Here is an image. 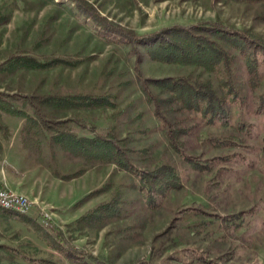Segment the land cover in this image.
Masks as SVG:
<instances>
[{"label":"rangeland","instance_id":"rangeland-1","mask_svg":"<svg viewBox=\"0 0 264 264\" xmlns=\"http://www.w3.org/2000/svg\"><path fill=\"white\" fill-rule=\"evenodd\" d=\"M85 1L106 22L136 34L221 24L248 32L262 49L233 53L227 78L160 63L142 48L114 42L119 38L71 0H0V186L34 202L26 215L0 210V264H72L49 228L81 256L103 264H196L199 256L219 264H264V2ZM24 58L69 63L38 69L20 64ZM137 72L148 79L208 81L228 107L226 125L183 112L189 133L178 138L181 151L172 150L167 125L143 94ZM46 95L103 98L96 106L38 107L58 135L116 136L121 155L137 169L173 165L181 189L149 209L129 171L103 154L94 159L69 143L50 144L52 134L39 133L28 105L29 98ZM170 116L168 123L180 118Z\"/></svg>","mask_w":264,"mask_h":264},{"label":"trees","instance_id":"trees-1","mask_svg":"<svg viewBox=\"0 0 264 264\" xmlns=\"http://www.w3.org/2000/svg\"><path fill=\"white\" fill-rule=\"evenodd\" d=\"M77 10L84 16L90 18L93 22L101 26L106 32L115 35L119 40L114 42L130 45L132 48L144 49L152 60L178 66H193L202 69L208 73L224 74L227 78L230 75L231 64L235 57L233 53H239L246 56L247 51L252 49H262L261 45L252 38L248 32H240L230 30L224 25H191L188 27L172 26L164 28L160 31L136 34L133 31H126L122 28L114 26L103 20L85 0H71ZM241 3H259L264 0H229ZM224 45L228 48H224ZM19 63H25L32 68L51 67L55 63H69L62 59H52L47 62H38L33 58L19 59ZM16 64L15 59L12 60ZM249 72L252 73L253 66L248 64ZM137 79L142 87L143 94L147 101L155 107V114L158 120L167 125L168 142L172 150L181 151L179 137L188 136V128L184 122L188 119L183 115V112H192L200 114L203 117L213 116L215 120L222 125H226L228 119V107L225 105V100L218 96L216 91L211 87L208 81L191 80L189 77H168L163 79H148L137 72ZM227 83V81L225 82ZM156 89L158 94H154ZM233 87L231 85L229 94L233 96ZM233 99V98H232ZM28 105L33 111V117L37 118V128L41 135L51 133L48 138L50 144L58 142L69 143L75 149L86 152L87 155H94V159L104 157L107 162L120 167L124 171H129L138 180L140 191L145 196V206L149 209H157L166 196L172 192L181 189L182 184L180 177L171 164H161L153 170L137 169L130 164L121 154L123 151L118 147L115 140L116 136L107 140L101 136L93 138L79 139L65 132L58 135V127L51 126L45 114L41 113V106H58L72 109L82 107V105H99L103 102V98L92 97H70L59 95H46L42 97H32L28 99ZM176 109L167 110L165 107H173ZM161 107H164L167 114L161 113ZM18 111V112H17ZM20 110H13V116L21 115ZM179 114L180 118L177 115ZM24 115V114H23ZM169 115V116H167ZM174 115L172 123H168L167 119ZM27 116H24V118ZM214 120V121H215ZM208 121H212L210 116ZM212 121V122H214ZM31 122V120L29 121ZM113 131H111V134ZM47 137V136H45ZM117 141V140H116ZM62 145V144H61ZM100 150H103L102 153ZM121 150V151H120ZM264 152V144H263ZM103 154L99 157V155ZM91 194L84 199L89 198ZM97 212L95 209L89 212V215ZM89 215L83 216L81 219H86ZM49 234L55 237L56 243L60 247L64 256L72 264H103L95 258H86L81 256L80 252L72 246L67 245V242L57 230L48 229ZM42 263H52L46 260H41ZM196 264H219L210 259L196 257ZM130 264H170L167 259L162 263H153L149 260H142Z\"/></svg>","mask_w":264,"mask_h":264},{"label":"built area","instance_id":"built-area-1","mask_svg":"<svg viewBox=\"0 0 264 264\" xmlns=\"http://www.w3.org/2000/svg\"><path fill=\"white\" fill-rule=\"evenodd\" d=\"M33 208L34 202L27 196L0 186V210L26 215Z\"/></svg>","mask_w":264,"mask_h":264},{"label":"crops","instance_id":"crops-1","mask_svg":"<svg viewBox=\"0 0 264 264\" xmlns=\"http://www.w3.org/2000/svg\"><path fill=\"white\" fill-rule=\"evenodd\" d=\"M2 186L5 187V188H7V189H10V188L6 187L5 185H2Z\"/></svg>","mask_w":264,"mask_h":264}]
</instances>
